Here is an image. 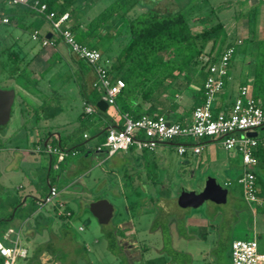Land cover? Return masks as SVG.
<instances>
[{
    "label": "rangeland",
    "instance_id": "374dc122",
    "mask_svg": "<svg viewBox=\"0 0 264 264\" xmlns=\"http://www.w3.org/2000/svg\"><path fill=\"white\" fill-rule=\"evenodd\" d=\"M77 1V6L79 5V8H76V10L83 11V13L78 12L77 16H81L85 21L95 17L103 8L108 6L112 0ZM233 1L234 0H232V2ZM196 2L197 0H179L178 4L182 8H185L189 4ZM150 4L158 9H163L166 6L167 9L172 10L176 7V2L174 0H158L154 4ZM225 5L226 4L223 2V8L220 9L219 13L223 25L229 28L232 22H227L226 18L227 15H231V11L234 10L236 6H234V9H231L229 7L227 8ZM7 6L10 7V5ZM211 6L216 8L212 4L210 7ZM206 7L209 9L208 5H206ZM76 10H74V12L77 13ZM132 10H144V6H142V4H136ZM211 11L212 10H208L206 14H209ZM131 12L132 11H129L127 14L132 15L133 12ZM210 16H212V14ZM39 22L43 29H50L49 24L43 19H40ZM117 22V26L113 23L111 27L98 30L100 35V50L104 54H117L118 50L127 39V34L121 29L122 26L119 21ZM216 23L217 22H214V20H210L207 26L210 27ZM6 27L7 25L0 24V50L3 48L1 37L8 35L13 36L14 33H16L15 30H6ZM81 28L83 29L84 26ZM191 28L193 31H198L202 28V25L197 24ZM29 33L30 31H27L25 34L29 36ZM29 48L31 49H29V53H34V46H30ZM7 50L11 51L8 48ZM199 56L205 57L202 53ZM167 58H171V56H163V59ZM31 59L32 57L27 58L23 56L21 59L17 60L16 64L18 68H23L22 70L24 71L25 68L27 69L26 66L29 65L28 63H30ZM108 59L111 63L114 61L111 57H108ZM29 71L31 74L34 73V70L31 71V69H29ZM30 73L25 71V73L17 72L16 74L9 75L6 71L4 75H0V86H10L14 89V100L11 106L9 120L0 128V218H2L1 213L5 208V204L11 201L14 202L13 199H9V197L6 198V194L9 190L16 194L15 200H18L20 195L22 196L28 193L29 185L33 184L32 186L35 189L33 188L29 194L41 201L47 192V185L44 179L47 177L51 180L55 177L54 171H50L47 175V172L45 173L43 168L40 169L37 158L39 157L40 162L42 155H44L42 153H6L9 149L14 150L16 146L32 147V142L35 140V128L37 127L34 117L32 116V110L26 105L27 102H29L27 93L30 91L35 92L36 90L34 84L30 82L31 80L34 81ZM191 76V73L185 72V75L182 74L173 85L179 86L180 91H182V88H188L187 82H189ZM46 80L47 76L46 79L42 77V79L37 80L36 84L41 87L46 86ZM71 85L70 72L61 70L57 76L50 79L47 87H44L48 89L49 86L52 100H54L56 106L61 109L60 114H58L55 119L61 120L63 118L70 121V106L74 99L76 100V109L80 108L78 104V95L72 92L73 87ZM163 85H165V83H163ZM186 92L184 90V93ZM158 95L163 100L168 98L172 99L168 90L164 92L159 91ZM43 96L44 95H41V98ZM185 97L183 100L184 103L187 102ZM91 117L93 116L91 115ZM82 130H86L88 136L92 135L86 128L76 129L71 135V138H74L76 142L84 141V138L81 137ZM170 142L172 144L163 146L162 148H160V145H156L152 151H140L136 149L132 150L130 153H120L121 151H118L108 159L103 150L104 153L97 154V157L93 158L92 155L88 156L90 160L89 166L87 167L88 169L82 172L84 170L82 168L81 171L75 172L74 175L78 176L76 182L73 183L70 188L60 191L61 194L58 196L59 199L62 200L68 198L66 201L69 207L63 206L61 212L56 215L55 223L51 225L50 234H44L42 237L33 238L31 239L32 241L25 243L28 248L27 257L31 255L36 245L45 241H50L56 249L53 253L45 251L40 254L39 264H162L164 260H166L167 263L171 262V258L174 259V257L181 261L182 257L169 254V251H171L170 249L184 250L186 248L200 253V257H217L218 253L214 254L212 250L217 247L215 241L222 239L219 238V235L223 234L222 232L226 231L227 235L232 234L235 238H249L253 230V221L255 220L257 221L256 227V221L254 224L257 248L258 251H264V224L259 226V218L256 212H253L254 215H252L248 206L246 209L240 206L242 210L240 221L233 222L232 224L228 222V212H231L233 207H237V204L240 205L243 201L240 185L236 182L238 176L236 170L238 171L241 165L239 155L231 149H225L219 140H214L207 143L205 149L200 151L199 156L201 158L200 162L197 164L195 162V156L190 154H177V139ZM186 153L190 152L187 151ZM52 156L55 157V154ZM2 158L7 160L3 161ZM77 158L68 156L61 164V167H63L68 160L73 161ZM7 164H10L11 167L5 170L4 166ZM110 169H113L115 174L106 172ZM256 171L263 174L262 177L264 180V168L260 169V167H256ZM127 174H130V178L132 179V182L129 183L132 188L131 192L134 190L137 192L135 195L132 193L123 195L127 189L123 187L121 180H123V176ZM207 175L214 176L221 185L223 182L227 181V185L224 186L227 189L226 201L222 204L203 201L194 207L179 206L176 201V189L178 186L199 190L202 188L203 179ZM150 176L154 179L155 188H151L150 191L146 189V192H143L140 188L135 189L134 186H136L140 180L143 182L142 184H144V187H142L146 188V178H150ZM17 186H23V189H18ZM56 186L57 188L61 186L60 179L57 180ZM257 188L258 196L264 197V185H262L258 179ZM58 197H55L53 201L59 200ZM99 198L106 199L113 206L112 217L109 222L104 225L98 224L87 208L89 202ZM2 204H4V208L1 207ZM31 205L35 206V208L38 207L34 205L33 202H28L25 210H23L22 213L20 212V216L23 217L27 215ZM47 205L48 204H45L44 208ZM253 208L256 210V207ZM56 211L55 209V212ZM64 213H68V215H64ZM179 216H181V219H184V217L196 219L204 217L206 221L210 222L215 221V216H219L220 218L216 223L217 226L213 229L209 228L206 236L201 238L196 236L169 238L166 237L165 231H162V237L159 238L156 236V232L150 231L152 225L161 223L159 220L161 217L163 220L162 223L165 224L170 219H179ZM16 217L17 214L14 218ZM66 219L68 220L66 221ZM62 220H65V222L62 223ZM131 221H135L134 224L137 225V234L135 236V233L131 230ZM31 223L35 225L33 220ZM5 224L7 223L2 222L0 228ZM36 224L38 226L42 224L45 227L49 226V224L38 220ZM62 228L68 229L66 233L67 236L64 232L66 237H61L60 235L62 233L60 232ZM245 234H247V236ZM111 237H113L114 240L113 244ZM21 240L22 243H24L26 238L22 237ZM0 242L3 244L7 243L1 236ZM117 244L121 246V249L118 248ZM60 251L65 253L63 259L56 257L59 255ZM219 254H221V251ZM218 259L221 260V257ZM18 262L17 260L15 264H18ZM199 262H201V259Z\"/></svg>",
    "mask_w": 264,
    "mask_h": 264
},
{
    "label": "crops",
    "instance_id": "0c3cea01",
    "mask_svg": "<svg viewBox=\"0 0 264 264\" xmlns=\"http://www.w3.org/2000/svg\"><path fill=\"white\" fill-rule=\"evenodd\" d=\"M174 1L176 2V7L173 10H176L181 6L178 4L179 0H174ZM202 1L200 0L201 3ZM77 2H78L77 0H73L72 5H74L75 7L74 10H76V8L77 9L79 8V5L77 6ZM223 2L224 4H226L225 6H227V8L229 7L231 9H234V6H236V8L231 11V15H227L226 18L227 22L229 21L232 22L231 27L229 28L223 25L219 13L220 9L223 8L222 7ZM211 4L214 5L216 8H213L212 6L210 7ZM206 5L209 6V9L206 7ZM10 9H12L11 5L9 7L5 3V0H0V16L7 17L5 13L10 11ZM200 9L202 10L203 13H207L208 10L209 11L212 10L209 14H207L205 18L206 25L210 20H214V22L221 23L223 30L222 35L219 36L214 43L212 40L206 43L204 47L206 49L203 50L202 54H204V56L207 57L210 62L216 61L221 51L227 45H234V53L229 61V66L227 70L230 79L226 81L222 89V92L219 93L218 96L216 97L214 101V107L216 109L227 107L230 104L234 95L236 94L238 87L242 85L247 86L248 89L250 90V93H252L253 95H257L256 98L264 107V95H259L258 92L255 90V88L252 86V78L255 68L257 41L264 39V0H234L233 2L232 0H205L203 5H201ZM67 12L69 13L68 14L69 27H73L77 25L79 29H82L81 27L84 25L83 23L84 20L81 16H77V15L78 12L83 13V11H77V13L72 11L70 13V3H69ZM250 13H252L253 16V32L251 36L249 34V28H248V15H250ZM211 14L212 16H210ZM40 19L41 18L39 16H24L19 22L20 24H16V19H11V20L8 19V23H4L5 25H7L6 27L7 29L5 28L6 30H15L16 33H14L13 36L8 35L1 37L3 46L7 47L9 50L16 53L18 60L21 59V57L23 56L27 58L32 57L30 63H28L29 65L26 66L27 69L25 68L23 71L22 70L23 68L22 69L18 68V70L21 71L22 73L23 72L25 73V71L26 72L28 71V73H30L29 69H31V71L34 70L33 74L30 73L34 81L31 80L30 82L34 84L36 90L35 92L32 91H30L29 93L26 92L29 98V102H27L26 105L30 107V109L32 110V116L34 117L35 125L37 127L35 128L36 134L34 137L35 140H33L32 142L33 143L32 147L16 146L14 147V150L9 149L6 153L44 154L42 155V159L40 160V162H39V157L37 158V163L40 169L43 168L45 170V173L47 172V175L50 171L55 172V177H53L51 180H49L47 177L44 179L47 186L48 184L56 186L57 180L60 179L61 186L59 188H57L56 186L58 190L56 197H58L59 194H61L60 191H62L63 189L70 188V186L76 182L78 176L74 175L75 172L81 171L82 168L84 169L82 172L88 169L87 167L89 166V161H90L88 159V156L92 155V157L94 158L97 157V154L104 153L103 149H98L96 147V143L100 140L102 131H105L107 127L119 126L121 123V118H120V112L118 111L116 105H107V107L104 110H99V112H93L90 115H87L83 112V102L86 101L91 104V100H92L91 82L93 80V72L89 67L82 66L77 61L76 57L67 50L66 46L61 41L56 40L54 45L51 47H47V46L40 47L37 43L32 41L29 38L28 34L27 35L25 34L27 33V31L31 32L32 30H37L39 33H43L44 35H46L47 33L50 34V30L43 29L41 23L39 22ZM197 24L199 23L196 22L193 26ZM82 30H84V28ZM236 40H240V43L236 44ZM30 46H34L33 48L34 53H29V51L31 50L29 48ZM103 55L107 58L111 57V59L113 60L116 58V54L111 55L110 53H105V54L103 53ZM201 61L202 60L199 59L198 64H196L194 68L189 69V71H187V73L189 72L192 74V76L189 78V82H187L188 88L186 89L182 88V91H180L179 86L171 84L168 87H165L162 91L164 92L165 90H168V93L172 97V99L168 98L163 100L159 95L155 96L156 98L154 99L153 102L154 110L151 112L152 114L161 113L170 120L186 121L191 111L190 104L195 100L196 96L201 94V83L205 71L204 67L201 64ZM61 70L70 72V79L72 81L71 86L74 88V91L72 88V92H75L79 98L78 104L80 108L76 109L75 99L72 101V104L70 106V121L63 118L61 120L55 119V117H57V115L60 114L61 109H59L56 106V103H54V100H52L51 90H49V86L48 89L44 88L47 87L50 79L57 76ZM46 76H47L46 86L41 87L36 84L38 79H42V77H45L46 79ZM8 87L10 88V86ZM184 90L185 92L186 91L187 92L184 93ZM180 93H181V97H180ZM41 95L44 96L41 98ZM184 97L185 99H187L186 103L183 102ZM134 104H138L140 108L143 110L147 109L149 106L148 102L142 101L139 98H136ZM91 115L93 117H91ZM85 128L89 132H91L92 134L91 136H88L86 130H82L81 137H83V134L86 135V137H84V141L76 142L74 141V138H71V135L73 134L74 130L85 129ZM263 130L264 127L258 129L256 131V134L263 135L264 134ZM214 140L215 139L208 138L199 141L201 145V150L205 149L207 143L212 142ZM53 141H56L58 146L65 151L72 150L74 154L70 156H73V158L74 157L76 158L78 157V158L73 161L68 160V162H66V164L63 165V167H61V164L63 163V161H65V159L68 156L61 161H57L56 156L53 157L52 156L53 154H47V152L44 150V146L51 144ZM77 144L81 145L80 148L72 149L74 145ZM170 144H172L170 141H163L157 143V145H160V148ZM132 150L135 149L129 148L127 150L121 151L120 153H130ZM117 152H114L110 156H106V158L108 159L112 157ZM256 153H260L259 156L264 157V142L258 145V150ZM199 154L200 152L197 155H195V162L197 164L200 162V158H201ZM2 159L3 161L7 160L5 158ZM259 161L260 160L257 159V163L253 167V169H256V166ZM10 167L11 165L7 164L6 166H4V169L8 170ZM106 172H108L109 174L112 173L115 174L113 169H110ZM236 173L238 175L240 173V169L238 171L236 170ZM130 181L132 182V179ZM146 181L148 184L146 189L150 191L151 188L152 189L155 188L153 178L147 177ZM121 184L123 185L122 180H121ZM30 185L28 187L29 188L28 193L26 195L19 196L18 199L19 203L15 205L14 208L11 209V203H13V201L5 204V208H4V204H2L1 207L4 209L3 212L1 213L2 218H0V220L3 221V223H7L2 228H0L2 230L0 236H2V234L6 232L8 229H11L14 235L15 234L18 235L20 243L27 250V254H28V248L25 243L32 241L31 239L33 238L42 237L44 234L45 235L50 234L51 225L52 223H55V217L59 213L58 205H61L60 207L68 206L66 201V199L68 198L62 200L59 199L58 197L59 200H54L51 203H41L40 200L35 199L31 194H29L34 188L32 186L33 184ZM134 187L135 189H138V186H134ZM17 188L23 189V186H17ZM257 194H258V188H257ZM15 196L16 194L12 193L10 190L6 194V198L9 197V199L11 198L14 201H16ZM28 202L31 203L33 202V204L37 205L38 207L35 208L28 216L22 217L20 216V212L22 213L23 210H25V207L27 206ZM45 204L48 205L44 208ZM240 206L245 207L246 209L247 204L244 201H242L240 205L237 204V207H233L231 209V212L230 211L228 212V218H229L228 222H230L231 224L233 222L240 221V215L242 213ZM55 209L57 210L56 212ZM17 210L18 213H16ZM250 210L252 215H254L253 212H256L258 214L259 226H262V224H264V208L256 207V210L254 208ZM8 213H10L11 216L5 218V216ZM16 214L17 217L14 218ZM214 218L215 221L210 222V221H206L204 217L199 219L184 217V219H181V216H179V219H175V220L170 219L167 221V223L163 224L162 223L163 220L161 217L159 219L161 223L152 225V227H150V231L156 232V236L159 238L162 237L161 236L162 231H165L167 235L166 237L169 238L189 237V236L192 237L196 236L201 238L206 236L207 232L209 231V228L213 229L217 226L216 223L219 221L218 219L220 217L215 216ZM32 220L35 223V225L31 223ZM37 220L40 222H45L46 224H49V226L45 227L43 226V224L38 226L36 224ZM67 220L68 219H66V221ZM255 221H253V225H252L253 230L251 231L250 234L251 236L249 235V238H251L252 236L255 237L254 228L257 225V221L256 224ZM61 222L64 223L65 220H62ZM134 222L135 221H131L132 223L131 230L132 232L135 233L134 234L135 236L137 234V228H136L137 225L134 224ZM222 233L223 234L219 235L220 236L219 238L222 239L219 241H215L217 247L216 249L212 250L214 254L218 253L217 257L215 256H208L206 258L200 257V253H196L188 248L184 250L172 249L173 253H175V256L179 255V257H182L181 261H179L178 258L174 257L173 261L167 263L166 260H164L162 264H230V259L228 254L229 243L232 239L235 238V236L232 234L227 235L226 231ZM245 235L247 236V234ZM22 237L26 238V241L24 243H22L21 240ZM220 251L221 254H219ZM259 251L264 253V251L261 250ZM44 252L45 251H41L39 255ZM39 255L35 260H33V262L28 261L26 258L18 259L19 261L18 264H39L40 262ZM219 257H221V260L218 259ZM200 259L201 262H199Z\"/></svg>",
    "mask_w": 264,
    "mask_h": 264
},
{
    "label": "built area",
    "instance_id": "2783aa9c",
    "mask_svg": "<svg viewBox=\"0 0 264 264\" xmlns=\"http://www.w3.org/2000/svg\"><path fill=\"white\" fill-rule=\"evenodd\" d=\"M7 5H26L38 13H42L44 20L50 26V36L32 30L30 39L40 47H51L56 40L61 41L67 50L76 58H80L91 68L93 80L91 87L96 89L107 105H115V99L123 81L110 76V60L97 49L77 42L68 25V12L59 14L44 13L45 5L37 0H5ZM8 23L5 16H0V24ZM240 40H236V44ZM234 53V45H227L219 54L216 61H209L207 57H200L204 67V77L201 83V102L195 105L186 121L170 120L161 113L142 114L132 117L126 112L120 113L121 123L117 127H107L103 140L96 143L98 149H103L106 156L129 148L152 151L158 142L177 139L176 152L179 155H197L201 150L199 143L202 139L219 140L225 149L235 151L240 158V173L236 182L240 185L242 200L247 206L264 208V197L257 194L256 177L253 167L257 163L254 155L256 147L264 142V134L247 136V132L256 131L264 127V107L247 86L237 89L227 107L216 109L214 101L222 92L224 84L230 79L228 75L229 61ZM94 104L83 102V112L87 115L96 112ZM86 137L83 134V138ZM47 154H55L57 161L73 155L72 151H65L60 147L44 146ZM223 185H227L224 182ZM55 185L47 186V192L41 203H51L57 195ZM58 205L61 212L63 207ZM68 215V213H64ZM12 235V236H9ZM7 243L0 242L1 264H15L18 259L27 255L26 248L20 243L18 235L8 229L1 236ZM230 264H264V253L258 251L254 236L251 238H234L229 243Z\"/></svg>",
    "mask_w": 264,
    "mask_h": 264
},
{
    "label": "trees",
    "instance_id": "16d2710c",
    "mask_svg": "<svg viewBox=\"0 0 264 264\" xmlns=\"http://www.w3.org/2000/svg\"><path fill=\"white\" fill-rule=\"evenodd\" d=\"M157 1L112 0L95 17L83 22L84 30L79 29L77 25L70 27L77 42L95 48L103 55L100 50L98 30L111 27L113 23L117 26V21H119L122 26L121 29L127 34V39L118 50L108 72L113 79L119 78L123 81V87L115 99L118 111L120 113L126 112L134 118L142 114H152L151 112L154 110L153 102L158 92L173 84L182 74L196 66L199 62L198 56L203 52L206 43L209 40L214 43L223 33L221 23H216L210 27L206 25L205 18L207 14L200 9L205 0H201L202 3L197 0L196 3H191L185 8L180 7L176 10H169L166 6L163 9H158L150 4H154ZM37 2L45 5L44 13L59 14L67 11L69 3L70 13L75 9L74 5H72L73 0H37ZM136 4H142L144 10H132ZM129 11H132L133 14L128 15ZM5 15L10 20L16 19V24H20L19 22L24 16H39L44 20L42 13H38L29 6L21 4L12 5V9L6 12ZM196 22L201 24L202 28L198 31H193L191 27ZM248 28L251 36L253 32L252 13L248 15ZM164 55L171 56V58L163 59ZM0 57V74L4 71H7L9 75L17 72L22 73L18 70L16 64L18 60L16 53L8 51L7 47L3 46L0 50ZM76 59L82 66L89 67L82 59ZM252 86L259 95H264V39L257 41ZM91 94V104L95 105V102L100 99V95L93 88ZM254 97H257V95H254ZM136 98L148 102V108L143 110L138 104H134ZM201 99V94L196 96L195 100L190 104V109L199 104ZM96 112H99V110H96ZM104 134L105 131H102L101 139L98 142L103 140ZM50 146L57 147L58 144L53 141ZM80 146L79 144L74 145L72 149H79ZM257 150L258 146L254 151L256 158L260 160L256 167L263 169L264 157L259 156L260 153H256ZM253 172L256 182L258 179L264 185L263 174L257 172L256 169H253ZM123 178V187L127 189L123 195L131 193L135 195L137 192L134 188V191L131 192L132 188L129 184L131 182L130 174L123 176ZM18 203L19 200L11 203V209ZM34 209L35 206L31 205L28 214L23 217L28 216ZM16 213H18V210ZM10 216V213H8L5 218ZM2 222L0 220V225ZM1 232L2 230L0 229V234ZM60 232H62L60 234L61 237H66L68 229L62 228ZM111 238L112 240H110L113 244V237ZM117 246L121 249L119 244ZM55 249L56 247H53L50 241H45L36 245L31 255L25 258L33 262L41 251L53 253ZM170 250L169 254H175L172 249ZM56 257L63 259L65 253L60 251ZM171 261H173V258H171Z\"/></svg>",
    "mask_w": 264,
    "mask_h": 264
},
{
    "label": "water",
    "instance_id": "95a60500",
    "mask_svg": "<svg viewBox=\"0 0 264 264\" xmlns=\"http://www.w3.org/2000/svg\"><path fill=\"white\" fill-rule=\"evenodd\" d=\"M47 33L45 37H49ZM14 100L13 88L0 87V128L4 126L10 117L11 106ZM95 107L98 110H104L107 104L99 99L95 102ZM254 131L247 132V136H254ZM227 189L221 185L218 180L210 175L203 179V186L199 190L187 189L183 186L179 187V194L177 196V203L181 207H194L203 201H210L215 204H222L226 199ZM89 213L95 218L98 224L104 225L109 222L112 217L113 206L104 198H99L89 202Z\"/></svg>",
    "mask_w": 264,
    "mask_h": 264
},
{
    "label": "flooded vegetation",
    "instance_id": "af4514ba",
    "mask_svg": "<svg viewBox=\"0 0 264 264\" xmlns=\"http://www.w3.org/2000/svg\"><path fill=\"white\" fill-rule=\"evenodd\" d=\"M6 71H4V72H2L0 75H4V73H5ZM3 77V76H2ZM1 87V86H0ZM2 88H9L8 86L6 87H2ZM144 181V180H143ZM143 182H141V180L138 182V184L136 185V186H138V188H140V189H142L143 190V192H146L147 190H146V188H143L144 187V184H142ZM143 186V187H142ZM147 186H148V184H147ZM179 187L180 186H178V188L176 189V199H177V196H178V194H179ZM113 213V212H112Z\"/></svg>",
    "mask_w": 264,
    "mask_h": 264
}]
</instances>
